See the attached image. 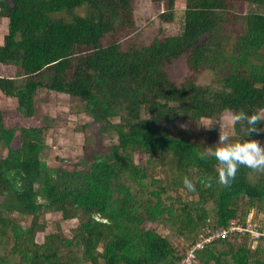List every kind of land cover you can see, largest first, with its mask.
I'll use <instances>...</instances> for the list:
<instances>
[{
    "label": "trees",
    "instance_id": "16d2710c",
    "mask_svg": "<svg viewBox=\"0 0 264 264\" xmlns=\"http://www.w3.org/2000/svg\"><path fill=\"white\" fill-rule=\"evenodd\" d=\"M133 2L0 0V93L16 103L0 108V264H180L203 237L264 212V173L240 167L221 185L200 130L227 109L264 112V0H183L182 10L150 0L163 26L180 27L144 46L127 45ZM184 55L177 84L167 67ZM48 93L91 118L74 164L41 159L46 131L70 115L43 112ZM179 121L189 128L175 137L158 124ZM230 139H246L239 124ZM48 213L78 223L65 235ZM175 239L187 243L181 254ZM195 255L194 264H264V240L230 236Z\"/></svg>",
    "mask_w": 264,
    "mask_h": 264
},
{
    "label": "rangeland",
    "instance_id": "374dc122",
    "mask_svg": "<svg viewBox=\"0 0 264 264\" xmlns=\"http://www.w3.org/2000/svg\"><path fill=\"white\" fill-rule=\"evenodd\" d=\"M134 13L136 18V30L132 35L130 41L127 43H134L139 46L147 45L150 40L163 32L164 34H174L178 32L180 27V22L178 21L171 26H163L159 19L158 13L159 9H156L150 2V0H134ZM176 6L179 10L184 7L183 0H176ZM181 14H179L180 18ZM7 20L3 19L0 23V43H2V37L7 30ZM127 46L125 45V48ZM167 73L172 81L179 84L181 83L187 75L186 69V56L175 60L167 67ZM41 95V94H40ZM40 101L43 102V98L48 102V105L43 108V112L54 116L57 112L63 111L69 115V119L62 128L49 129L45 133V144L46 148L41 153V159L44 160L48 167L55 168L60 164H74L78 162L83 156V138L80 130L81 125H87L91 118L86 115L82 109L78 110L71 107L68 103L67 97L62 95H54L53 93L42 94L39 96ZM15 101L11 98H6L2 93H0V108H13L15 106ZM224 117V116H223ZM222 117V118H223ZM221 118V119H222ZM219 119V120H221ZM213 120H203L200 126L202 132L207 133V138L209 143L216 146L219 137V124L213 122L211 128H205L204 125L209 124ZM161 128L167 131L169 136H177L179 130L189 128V123L186 121H179L176 123H158ZM264 128V127H263ZM93 128L89 126L84 131L85 133H91ZM208 130H213V135L211 136ZM225 130L228 132L229 136L233 135V126L226 125ZM264 145V132L261 134L259 140ZM42 218V217H41ZM42 219H44L48 226L55 230L57 225L61 227L65 235H68L69 229L77 225V220L62 222L60 220V215L55 213H48ZM43 220V221H44ZM26 220L23 224L24 226L28 224ZM59 223V224H58ZM158 232L162 236L168 234L167 229L160 227ZM37 241L41 242V235L37 236ZM187 243H183L182 240H173V245L175 246L179 254L183 253Z\"/></svg>",
    "mask_w": 264,
    "mask_h": 264
},
{
    "label": "clouds",
    "instance_id": "9594fccd",
    "mask_svg": "<svg viewBox=\"0 0 264 264\" xmlns=\"http://www.w3.org/2000/svg\"><path fill=\"white\" fill-rule=\"evenodd\" d=\"M213 122L219 124L218 143L214 148L209 147L207 155L218 163L216 169L218 182L224 187H230L240 167L264 173V145L259 140L250 138L252 134L264 132V128L258 127L264 123V112L249 114L243 110L234 112L232 109H227L226 115L221 120L210 121L204 127L211 128ZM237 124L241 126L246 139L233 142L225 126ZM183 183L187 190H195V185L188 178H185Z\"/></svg>",
    "mask_w": 264,
    "mask_h": 264
},
{
    "label": "built area",
    "instance_id": "2783aa9c",
    "mask_svg": "<svg viewBox=\"0 0 264 264\" xmlns=\"http://www.w3.org/2000/svg\"><path fill=\"white\" fill-rule=\"evenodd\" d=\"M248 236L254 245L260 240H264V212L257 216L247 214L242 221L233 220L229 226L216 230L201 240L191 245L180 264H194L196 251L202 249L205 245L230 236Z\"/></svg>",
    "mask_w": 264,
    "mask_h": 264
},
{
    "label": "crops",
    "instance_id": "0c3cea01",
    "mask_svg": "<svg viewBox=\"0 0 264 264\" xmlns=\"http://www.w3.org/2000/svg\"><path fill=\"white\" fill-rule=\"evenodd\" d=\"M2 41V40H1ZM1 44V43H0Z\"/></svg>",
    "mask_w": 264,
    "mask_h": 264
}]
</instances>
